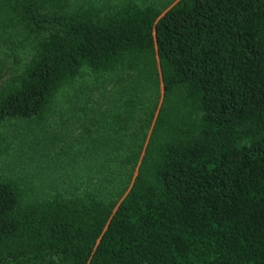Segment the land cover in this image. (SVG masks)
<instances>
[{
    "label": "trees",
    "instance_id": "16d2710c",
    "mask_svg": "<svg viewBox=\"0 0 264 264\" xmlns=\"http://www.w3.org/2000/svg\"><path fill=\"white\" fill-rule=\"evenodd\" d=\"M16 122L0 264H264V0H0Z\"/></svg>",
    "mask_w": 264,
    "mask_h": 264
},
{
    "label": "rangeland",
    "instance_id": "374dc122",
    "mask_svg": "<svg viewBox=\"0 0 264 264\" xmlns=\"http://www.w3.org/2000/svg\"><path fill=\"white\" fill-rule=\"evenodd\" d=\"M3 133L9 149L0 156V174L8 173L11 169L14 171L17 165L32 168L33 163L44 158L42 152L51 147L50 145H55L57 141V138L53 136L56 132L52 130L51 124L43 129L33 123L16 122L10 124Z\"/></svg>",
    "mask_w": 264,
    "mask_h": 264
}]
</instances>
